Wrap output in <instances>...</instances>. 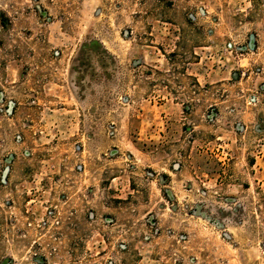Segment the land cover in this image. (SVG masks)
<instances>
[{
    "label": "rangeland",
    "instance_id": "1",
    "mask_svg": "<svg viewBox=\"0 0 264 264\" xmlns=\"http://www.w3.org/2000/svg\"><path fill=\"white\" fill-rule=\"evenodd\" d=\"M0 264H264V0H0Z\"/></svg>",
    "mask_w": 264,
    "mask_h": 264
}]
</instances>
